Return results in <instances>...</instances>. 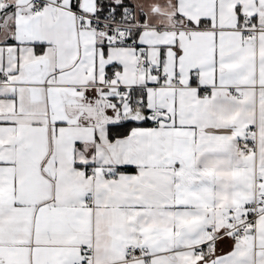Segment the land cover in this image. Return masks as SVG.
<instances>
[{"label":"snow or ice","instance_id":"6c2138e0","mask_svg":"<svg viewBox=\"0 0 264 264\" xmlns=\"http://www.w3.org/2000/svg\"><path fill=\"white\" fill-rule=\"evenodd\" d=\"M0 264H264V0H0Z\"/></svg>","mask_w":264,"mask_h":264}]
</instances>
